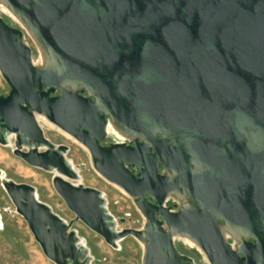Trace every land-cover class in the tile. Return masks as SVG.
<instances>
[{
  "label": "water",
  "instance_id": "obj_1",
  "mask_svg": "<svg viewBox=\"0 0 264 264\" xmlns=\"http://www.w3.org/2000/svg\"><path fill=\"white\" fill-rule=\"evenodd\" d=\"M0 2L44 58L0 15V73L10 86L0 94V143L56 170L53 186L75 218L1 168L0 178L51 261L91 264L72 228L81 220L114 248L136 237L142 264H197L177 235L210 264H264V0ZM38 115L89 149L94 169L133 198L141 228L119 229L103 191L71 181L80 173L69 146L46 137ZM110 123L129 144L100 143ZM169 194L185 199L178 209L165 205Z\"/></svg>",
  "mask_w": 264,
  "mask_h": 264
},
{
  "label": "rangeland",
  "instance_id": "obj_2",
  "mask_svg": "<svg viewBox=\"0 0 264 264\" xmlns=\"http://www.w3.org/2000/svg\"><path fill=\"white\" fill-rule=\"evenodd\" d=\"M0 15L11 24L25 30V41L31 46L34 59L38 60L40 58L39 47L23 24L2 8H0ZM9 91L10 86L0 73V94L6 95ZM38 121L46 137L55 144L69 146L66 156L72 161L74 167H77L81 175V179H71V181L96 187L103 191L107 198L109 210L119 221V229L123 227L141 228L145 217L135 205L133 198L123 188L108 181L94 169L89 149L44 116L38 115ZM11 139L14 140L13 137ZM112 139L113 135L110 133L108 140ZM13 148V143L8 145L0 143V168L4 171L5 176L16 182L34 185L40 200L49 204L53 211L67 222L73 220L76 216L75 213L66 206L53 186V176L58 172L28 164L13 153ZM0 213L2 215L0 264H55L43 253L26 220L16 211L14 203L1 183V178ZM121 218H125V222H121ZM72 228L77 230L78 235L90 248L93 256L91 264H142L144 244L136 237L129 235L119 242V247L114 248L81 220L74 221ZM175 243L181 252L192 256L197 264H210L198 245H192L178 236L175 238Z\"/></svg>",
  "mask_w": 264,
  "mask_h": 264
},
{
  "label": "flooded vegetation",
  "instance_id": "obj_3",
  "mask_svg": "<svg viewBox=\"0 0 264 264\" xmlns=\"http://www.w3.org/2000/svg\"><path fill=\"white\" fill-rule=\"evenodd\" d=\"M5 21L7 22V23H9V24H11L9 21H7L6 19H5ZM11 25H13V24H11ZM15 26V25H14ZM7 95V94H6ZM112 134L113 135V139L112 140H108V137H109V134ZM160 135V134H159ZM130 138H128V137H123L122 136V138H120V137H118V136H116L115 135V133L113 132V131H110V129H109V133H108V136L105 138V139H100V143L102 144V145H109V144H111V143H113V142H125V143H127V144H129L130 143ZM132 169H135L134 167H132ZM164 166H162V168L160 169V172H164ZM136 171H137V169H135ZM171 195V196H170ZM175 194H169L168 196H167V199H166V201H165V205L167 206V207H169V208H171V210H176V209H178L180 206H181V204L183 203V202H181L180 201V199L179 198H182V197H180V196H178V195H176V196H174ZM185 200V199H184ZM232 241V240H231ZM184 253V252H183ZM186 254V253H185Z\"/></svg>",
  "mask_w": 264,
  "mask_h": 264
},
{
  "label": "bare ground",
  "instance_id": "obj_4",
  "mask_svg": "<svg viewBox=\"0 0 264 264\" xmlns=\"http://www.w3.org/2000/svg\"><path fill=\"white\" fill-rule=\"evenodd\" d=\"M0 8H2L4 11H6V12H8L9 14H11L13 17H15V15L9 10V8L7 7V6H5L4 4H2L1 2H0ZM16 18V17H15ZM43 61H44V58H43V56H40V58L38 59V63H43ZM43 117V116H42ZM110 126H111V128H110V131H113L114 133H115V135L116 136H118V137H120V138H122V136L123 137H125V135L118 129V128H116L113 124H111L110 123ZM77 168V167H76ZM78 170V169H77ZM80 173V172H79ZM79 179H81V175H80V178ZM81 181V180H80ZM171 196V195H170ZM174 196H176V195H174ZM180 199V201L181 202H183L184 201V199L183 198H179ZM0 216H2L1 215V213H0ZM178 237H181V238H183L184 240H186L187 242H189L190 244H192V245H197L196 244V242H194L193 240H191V239H189L188 237H186V236H184V235H177ZM84 241V240H83ZM84 243H85V241H84ZM191 245V246H192Z\"/></svg>",
  "mask_w": 264,
  "mask_h": 264
}]
</instances>
